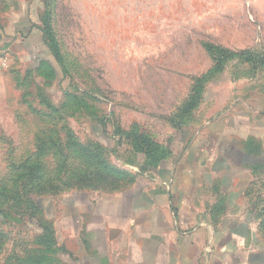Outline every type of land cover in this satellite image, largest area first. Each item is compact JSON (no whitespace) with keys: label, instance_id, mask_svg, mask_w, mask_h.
<instances>
[{"label":"rangeland","instance_id":"1","mask_svg":"<svg viewBox=\"0 0 264 264\" xmlns=\"http://www.w3.org/2000/svg\"><path fill=\"white\" fill-rule=\"evenodd\" d=\"M20 1L26 27L33 19L53 29L63 62L57 63L49 50L56 75L45 71L28 77L20 71L18 81L11 69L0 73V183H10L15 166L34 159L36 135L48 140L54 128L72 131L84 146L95 141L107 146L108 162L136 181V168L140 170L144 156L134 153L130 141L120 140L115 131L135 127L150 135L168 152L163 164L181 154L190 130L209 120H225L228 112L262 109L264 68L254 71L235 58L215 73L206 45L264 55V0ZM48 54L44 51L42 56ZM204 75L208 81L201 102L182 124L179 111L192 94L194 79ZM69 92L78 97L76 103L89 102L91 110L76 104L65 109L55 124L44 116L52 112L44 100L53 98L62 109ZM96 117L109 118L107 130ZM66 130L59 132L64 142ZM42 160L50 171L56 167L52 152H46ZM71 161L72 172L81 167L79 159ZM255 178L251 207H261L264 170L257 171ZM133 184L125 180L116 191L72 188L37 195L41 212L33 217L19 216L13 211L15 203L6 205L11 218L5 221L0 216L5 236L0 264H41L49 259L65 264L71 238L66 228L73 205L83 198L128 191Z\"/></svg>","mask_w":264,"mask_h":264},{"label":"crops","instance_id":"2","mask_svg":"<svg viewBox=\"0 0 264 264\" xmlns=\"http://www.w3.org/2000/svg\"><path fill=\"white\" fill-rule=\"evenodd\" d=\"M22 9L20 0H0V58L26 72L52 59L41 21L26 27ZM261 107L190 130L178 157L152 171L136 168L128 191L75 203L66 264H264L251 207L264 170Z\"/></svg>","mask_w":264,"mask_h":264},{"label":"trees","instance_id":"3","mask_svg":"<svg viewBox=\"0 0 264 264\" xmlns=\"http://www.w3.org/2000/svg\"><path fill=\"white\" fill-rule=\"evenodd\" d=\"M42 31L45 43L51 51L53 58H55L57 63L62 64L63 55L56 37L54 36L53 29H51L50 26L49 28L48 26H44L43 23ZM206 51L214 61L215 66L213 71L215 73H221L225 69L226 64L235 58L239 59L244 64L250 65L254 71L264 68V55L251 50L232 51L227 48L209 44L206 45ZM9 69L12 68L10 67ZM45 71H48L50 76H52V74L56 75L53 63L46 60L41 61L36 68L27 70L26 74L28 77H32L34 74L42 76L41 74ZM13 73L17 75L16 80L20 81L21 72L13 70ZM207 81L208 75L194 79L192 94L179 111L182 115V124L191 117L193 110L200 104L201 92ZM20 83L22 82H19L18 86ZM38 88L41 90L40 85ZM75 95L76 94L70 92L65 95L66 102L61 105L62 109L60 106L58 107L54 104L55 101L53 98H49V100L45 99L47 101L44 100V105L52 112L50 116L48 114H44V116L51 121L54 120L56 124L55 120H62L63 111L69 107H74L76 104L86 105L85 110H91L90 106H88L89 102L85 100H80L76 103L79 99ZM94 119L100 120L98 123L101 125L102 129L104 131L107 130L105 122L109 118L102 119L96 117ZM169 120L173 123L172 118ZM61 130L63 131L66 129L62 128ZM61 130L54 128L52 130L53 134L48 137V140L36 135L37 152L34 159H26L18 166H15L14 177L9 181L10 183H0V216L3 220L7 221L11 218V214L8 213L6 205L12 203H15V207H17V209L13 211L19 216L24 218L35 216L36 213L41 212L36 203L37 198L35 197L44 193L58 194L63 192V189L73 190L72 188L79 191L86 188L116 191L124 186L125 180H129L131 185L134 183L135 180L133 181L132 175L112 166L108 162L107 155L110 150L107 146L98 141L94 143L91 142L88 146L79 144L76 140V135L68 130L65 131L68 140L64 142L59 136ZM115 134H117L120 140L121 137L129 140L131 147L134 149V153L143 154L144 163L140 166V170L143 173L159 167L165 159V153H168L165 152L163 147L157 144L150 135L139 131L135 127L131 131L126 132L121 129L117 130ZM46 152H52L56 160V167L52 171L49 170L42 160ZM72 158L79 159L80 162H82L81 167L73 172L71 171V166H73L71 161ZM23 180L27 182H23ZM24 203L27 205H24ZM23 206H26L25 210H23ZM252 208L255 210L256 217L260 221V233H264V206L262 205L260 207L254 205ZM26 210L28 212H25ZM3 220L0 219V248L3 246L2 242L5 239L2 231ZM31 263H33L32 260ZM42 263L56 264V260L49 259L41 262V264ZM60 264H64V262H60Z\"/></svg>","mask_w":264,"mask_h":264},{"label":"built area","instance_id":"4","mask_svg":"<svg viewBox=\"0 0 264 264\" xmlns=\"http://www.w3.org/2000/svg\"><path fill=\"white\" fill-rule=\"evenodd\" d=\"M10 68V64L7 58H0V73L5 72Z\"/></svg>","mask_w":264,"mask_h":264}]
</instances>
